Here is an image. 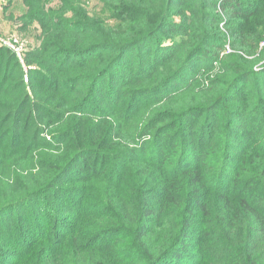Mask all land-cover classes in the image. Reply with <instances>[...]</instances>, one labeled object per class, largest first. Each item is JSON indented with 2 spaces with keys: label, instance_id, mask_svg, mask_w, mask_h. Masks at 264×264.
<instances>
[{
  "label": "trees",
  "instance_id": "trees-1",
  "mask_svg": "<svg viewBox=\"0 0 264 264\" xmlns=\"http://www.w3.org/2000/svg\"><path fill=\"white\" fill-rule=\"evenodd\" d=\"M96 1L0 45V264H264V0Z\"/></svg>",
  "mask_w": 264,
  "mask_h": 264
},
{
  "label": "rangeland",
  "instance_id": "rangeland-1",
  "mask_svg": "<svg viewBox=\"0 0 264 264\" xmlns=\"http://www.w3.org/2000/svg\"><path fill=\"white\" fill-rule=\"evenodd\" d=\"M87 11L106 24L114 23L109 10L103 8L96 0H84ZM54 5V3H51ZM25 7L22 0H0V42H11L21 48L34 45L37 31L33 26L22 30L19 16L24 14ZM227 48L224 54H227ZM22 61V60H21Z\"/></svg>",
  "mask_w": 264,
  "mask_h": 264
},
{
  "label": "built area",
  "instance_id": "built-area-1",
  "mask_svg": "<svg viewBox=\"0 0 264 264\" xmlns=\"http://www.w3.org/2000/svg\"><path fill=\"white\" fill-rule=\"evenodd\" d=\"M0 45L12 50L13 52H15V54L17 55V57L22 60V54H23V50H24V47L20 48L17 44L16 46L11 43V42H6V41H1L0 42ZM264 46V41H261L260 43V47H263ZM230 49L227 47V51H229Z\"/></svg>",
  "mask_w": 264,
  "mask_h": 264
}]
</instances>
